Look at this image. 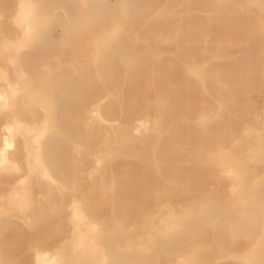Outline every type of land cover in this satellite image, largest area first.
<instances>
[{"label":"rangeland","instance_id":"1","mask_svg":"<svg viewBox=\"0 0 264 264\" xmlns=\"http://www.w3.org/2000/svg\"><path fill=\"white\" fill-rule=\"evenodd\" d=\"M147 1L127 13L104 6L100 25V12L86 13L81 0H38L45 18L56 17L68 34L43 48L23 45L21 66L29 70L34 61L67 75L79 66L88 78L59 102L60 121L72 131L56 146L65 162L60 190L56 183L38 185L31 175L33 208L22 214L12 206L0 220L4 264H33L35 250L53 247L50 238H59L60 255L70 247L72 216L52 208L66 206L72 195L87 219L118 242L112 250L104 247L107 264H247L253 251L264 264V240L257 242L263 218L254 226L241 223L246 208H264V14L252 0ZM17 3L0 0V41L21 35L13 16ZM168 6L180 16L166 14ZM105 37L153 53L140 68L125 67L115 56L114 85L105 86L93 77ZM5 55L1 49L0 83L15 76ZM187 64H204L206 81L214 72L224 80L202 87ZM244 194L248 200L240 204ZM200 208L208 216L194 214ZM152 239L155 246L144 251Z\"/></svg>","mask_w":264,"mask_h":264},{"label":"bare ground","instance_id":"2","mask_svg":"<svg viewBox=\"0 0 264 264\" xmlns=\"http://www.w3.org/2000/svg\"><path fill=\"white\" fill-rule=\"evenodd\" d=\"M81 1L82 4L86 6V13H89L90 10L100 12L98 16L100 25H102V16L105 12L104 6H114L122 12L127 13L130 7L141 9L148 3L147 0ZM224 1L234 4L235 0ZM220 2L221 0L213 1L215 4H219ZM252 4L264 14V0H252ZM165 13L180 16V14L174 13L169 6L165 9ZM186 14L187 13L183 14V17H185ZM13 16L21 30V35H19L18 38L15 37V39L4 35L0 41L2 51H6L5 59L14 65L15 75L13 79L7 80L5 83H0V220L3 218L2 221L8 219L5 218L4 215L10 213L12 206L17 212L22 214L27 213V211L33 208V205L30 204L34 200L33 196H31L33 191L31 189V183L28 181L31 175H34L33 182L38 185H47L51 187V184L56 183L60 190L59 173L62 171V166L65 165V162L62 161L60 157L61 153L58 148L56 149V146L59 139L65 137L66 132L72 133V131L71 129L65 130L60 121V112L58 110L59 102L66 94L69 87L77 86L79 82H85L88 78L87 75L84 74V68L79 66H75V73L70 75L64 73L56 74L54 71L50 70L49 67H44V65L35 66L34 61L27 63L26 66L29 70L23 68L21 66V58L18 55L23 45L29 42L32 49L39 47L43 48L51 39H55L56 37L62 38L67 35L68 32H64L58 25L56 17H50L48 15V17L45 18L44 14L39 11L38 0H18L17 8ZM179 18L181 19V17ZM40 28L42 30L45 29L42 32ZM39 31L40 34H38ZM60 32L62 33L61 35ZM36 34H38V36H35ZM33 36L34 40H30ZM104 41H106V43H104L103 49H100L95 55V63L98 71L95 72L93 77L94 80L105 86L108 84L114 85L115 76L112 72L115 65L112 63V60L115 56L124 62L125 67L133 66L140 68L148 63L153 53L152 51L148 53L136 52L134 46L122 47V41L115 37H105ZM210 51L211 50L208 51L209 56L211 55ZM36 59L38 60L39 57L37 58L36 56ZM22 60L31 61V59L29 60L27 57H23ZM115 64L117 65V63ZM204 67V64H187L185 68L189 70L194 77L199 78L202 87H207V84L219 87L221 81L224 80L222 75L214 72L210 76L209 81H206L204 77ZM98 104L99 100L93 102L94 106H98ZM89 111L93 113V110L90 108ZM97 113L101 114L96 111V116H98ZM138 125L139 124H136L135 128L138 129ZM128 130L129 128L124 126L122 131L123 133H128ZM127 137L124 143L129 146L132 140L130 138L127 139ZM16 140L19 141L18 146L16 145ZM52 147H55L56 150H53ZM19 157H21L23 165L19 163ZM8 168H13V170L20 172H17V174L2 175L1 172ZM229 172L232 173L231 170ZM252 187H254V185H252ZM247 200L248 196H245V194L242 195L240 197V204ZM52 210L54 213L65 211L72 216L70 220H72L71 223H73L72 227L74 234L70 241V247L60 255L56 251V249L58 250L59 248V238H50L48 243L54 244L53 247H44L35 250L33 264H107V255L104 252V247H109L111 248L110 250H112L114 244H118V242H116L115 237L110 235L107 231H101L95 221L87 219V212L84 206L79 205L78 198L75 195L70 197L66 206L65 204L63 207L60 205L54 206ZM239 210L241 211V209ZM244 212H246L245 215L239 212L241 213L240 216L244 215L242 218H247L245 221L243 219L241 223L245 222L250 226H254L261 217L263 218V229L261 234H259V240L257 241L256 239V241L259 242L260 240H264V208L259 209V211L246 208ZM209 213L210 211L207 209L204 210L200 208L194 214L197 216H208ZM220 213L222 212L220 211ZM184 215L183 217H185ZM42 217L44 218L45 216L43 215ZM176 220L177 219H175V223ZM169 221L171 222V220ZM175 223L171 222L170 224L177 226L178 224L176 225ZM2 224L3 223H0V226ZM164 224L167 228V223ZM170 224L168 229L170 228ZM12 226L18 227L17 225ZM172 229L173 228H171V230ZM166 231H164V233ZM161 232H163V230ZM173 236L174 234H171L168 238H172ZM160 240H163V238ZM148 244V248H145L144 251L151 250L152 247L155 246L156 240L152 239ZM128 247L129 246H127V249ZM261 248V250L258 248L256 251L259 252V250H264V244ZM115 252L116 251H113V253ZM253 252H251L253 254L250 255V261L248 259L247 264H249V262H251L250 264H257L256 260L258 254L256 255L255 251ZM135 254L140 255V253ZM117 255L118 253L113 254L114 258H116ZM241 260H243V258ZM129 262L130 261L126 259L122 264H129ZM182 262H184V260ZM0 264H4L2 257H0Z\"/></svg>","mask_w":264,"mask_h":264}]
</instances>
